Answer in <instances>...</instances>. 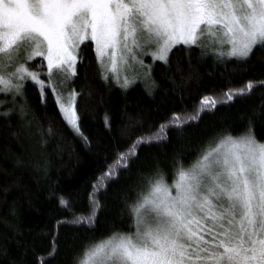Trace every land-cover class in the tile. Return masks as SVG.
<instances>
[{"label": "snow or ice", "instance_id": "1", "mask_svg": "<svg viewBox=\"0 0 264 264\" xmlns=\"http://www.w3.org/2000/svg\"><path fill=\"white\" fill-rule=\"evenodd\" d=\"M177 45L189 56L199 49L202 57L242 66L254 48H264V0H0V117L15 112L26 120L31 82L41 103L46 106L50 94L63 121L87 142L79 123L80 93L69 86L82 53L91 48L101 79L122 89L141 77L155 87V62L170 67ZM257 86L264 88V79L203 94L190 111L165 113L100 172L87 193V212L58 198L67 216L57 226L94 234L100 194L130 170L142 146L162 145L170 131L198 124ZM131 191L122 197L127 227L90 236L73 264H264V141L251 118L242 132L215 133L191 163L175 158L171 182L157 166L140 172ZM56 242L54 235L49 256Z\"/></svg>", "mask_w": 264, "mask_h": 264}, {"label": "trees", "instance_id": "2", "mask_svg": "<svg viewBox=\"0 0 264 264\" xmlns=\"http://www.w3.org/2000/svg\"><path fill=\"white\" fill-rule=\"evenodd\" d=\"M182 49L183 45L173 49L170 67L155 62V87L149 81L125 90L101 79L91 48L83 52L78 75L69 86L80 93L79 123L87 142L63 121L50 94L45 106L38 90L26 82V120L15 112L8 119L0 117V264H73L90 236L99 238L113 226L127 227L121 214L122 197L132 194L140 172L158 166L171 182L175 158L185 165L191 163L215 133L242 132L249 118L257 138L264 141V88L257 86L251 95L219 107L214 114H204L198 124L170 131L162 145L142 146L130 170L100 194L103 208L94 234L69 225L57 226V221L67 216L58 198L71 199L78 212H87V193L100 172L149 126L154 130L165 113L190 111L203 94H218L221 88L264 79V48L260 46L239 67L235 60L216 64L202 57L198 49L190 56ZM145 62L153 64L151 59ZM178 64L180 71L176 70ZM18 160L23 163L17 164ZM54 235L57 250L49 256Z\"/></svg>", "mask_w": 264, "mask_h": 264}, {"label": "rangeland", "instance_id": "3", "mask_svg": "<svg viewBox=\"0 0 264 264\" xmlns=\"http://www.w3.org/2000/svg\"><path fill=\"white\" fill-rule=\"evenodd\" d=\"M178 46V45H177ZM199 50V49H198ZM200 51V50H199ZM205 58H209V59H211L214 63H216V64H221V62H217V61H214L213 60V58L211 57V56H206ZM39 59V58H38ZM147 59H151V57L150 56H145L144 57V60H147ZM152 60V59H151ZM228 61V60H227ZM146 63V62H145ZM224 63V62H223ZM147 64V63H146ZM132 75V73L131 72H129V76H131ZM105 81V80H104ZM105 82H109V83H111L112 85H114V86H116V87H118L119 89H122L121 87H119L118 85H116L114 82H111V81H105ZM137 83H142V84H145V81H144V79H143V77H141V78H139V79H137L130 87H132L133 85H135V84H137ZM129 87V88H130ZM128 89V88H127ZM123 90H125V89H123ZM0 96H2V95H0ZM3 97V96H2ZM70 127V126H69ZM70 129H71V127H70ZM72 130V129H71ZM72 132L74 133V134H76L73 130H72ZM76 135H78V134H76Z\"/></svg>", "mask_w": 264, "mask_h": 264}]
</instances>
